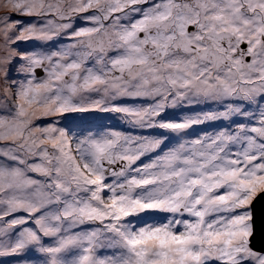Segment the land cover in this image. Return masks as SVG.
<instances>
[{"label": "snow or ice", "instance_id": "snow-or-ice-1", "mask_svg": "<svg viewBox=\"0 0 264 264\" xmlns=\"http://www.w3.org/2000/svg\"><path fill=\"white\" fill-rule=\"evenodd\" d=\"M262 194L264 0H0V264H264Z\"/></svg>", "mask_w": 264, "mask_h": 264}, {"label": "water", "instance_id": "water-1", "mask_svg": "<svg viewBox=\"0 0 264 264\" xmlns=\"http://www.w3.org/2000/svg\"><path fill=\"white\" fill-rule=\"evenodd\" d=\"M254 223L256 235L253 237L254 246L261 247V240L264 237V194H262L253 204Z\"/></svg>", "mask_w": 264, "mask_h": 264}, {"label": "rangeland", "instance_id": "rangeland-1", "mask_svg": "<svg viewBox=\"0 0 264 264\" xmlns=\"http://www.w3.org/2000/svg\"><path fill=\"white\" fill-rule=\"evenodd\" d=\"M37 44V42L35 41H29L27 44H22L21 47L23 48H30L32 46H35ZM103 115H109V114H103ZM96 124H108L111 125L113 127H121L120 122L118 121V119H116L115 117L109 118V119H101V120H97L95 121ZM101 254H104L103 251Z\"/></svg>", "mask_w": 264, "mask_h": 264}]
</instances>
